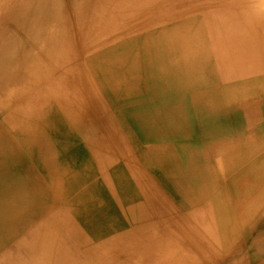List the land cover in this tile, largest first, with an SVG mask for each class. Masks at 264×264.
<instances>
[{
	"label": "bare ground",
	"instance_id": "1",
	"mask_svg": "<svg viewBox=\"0 0 264 264\" xmlns=\"http://www.w3.org/2000/svg\"><path fill=\"white\" fill-rule=\"evenodd\" d=\"M0 264H264V0H0Z\"/></svg>",
	"mask_w": 264,
	"mask_h": 264
},
{
	"label": "rangeland",
	"instance_id": "2",
	"mask_svg": "<svg viewBox=\"0 0 264 264\" xmlns=\"http://www.w3.org/2000/svg\"><path fill=\"white\" fill-rule=\"evenodd\" d=\"M19 172H20V173H23L22 168L19 169Z\"/></svg>",
	"mask_w": 264,
	"mask_h": 264
}]
</instances>
